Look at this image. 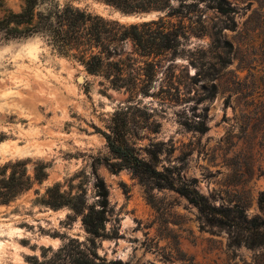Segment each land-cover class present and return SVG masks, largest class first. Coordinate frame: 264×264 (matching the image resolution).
I'll return each instance as SVG.
<instances>
[{
	"label": "rangeland",
	"instance_id": "374dc122",
	"mask_svg": "<svg viewBox=\"0 0 264 264\" xmlns=\"http://www.w3.org/2000/svg\"><path fill=\"white\" fill-rule=\"evenodd\" d=\"M1 1L0 17L23 5ZM56 1L139 21L121 18L103 0ZM198 3L208 22L205 36L184 42L197 66L177 58L166 70L180 82L177 101L169 100L177 92L165 74L155 78L153 95L129 102L128 93L110 88L102 75L53 51L45 36L0 32V172L24 167L32 180L0 203V264H264V247L234 244V233L243 231L205 224L185 196L118 168L105 140L113 122L124 120L135 153L143 159L158 154L156 168L170 169L175 184L216 206L243 205L248 218L264 217L258 204L264 191V0H223L219 11L209 8L212 0ZM148 13L147 19L163 15ZM187 72L198 74L191 79ZM199 123L208 127L204 133L194 130ZM42 166L44 177L34 179ZM101 180L108 205L102 236L94 238L82 215L100 207ZM59 201L65 204L49 205Z\"/></svg>",
	"mask_w": 264,
	"mask_h": 264
},
{
	"label": "trees",
	"instance_id": "16d2710c",
	"mask_svg": "<svg viewBox=\"0 0 264 264\" xmlns=\"http://www.w3.org/2000/svg\"><path fill=\"white\" fill-rule=\"evenodd\" d=\"M20 10H5L0 17V32L5 38L28 37L35 34L45 36L47 44L60 55L71 57L80 62L85 69L96 75H102L108 86L115 90L128 93L127 101L141 103L137 97L150 96L151 86L158 74H165L167 84L175 89L177 94L170 101L180 98V82L170 77L168 67L177 58L187 59L188 64L196 67L189 55L190 50L184 48V42L191 36L202 38L205 36L208 22L204 12L199 7V1L177 0L173 5L171 0H103L125 14H137L150 11L162 12L157 18L131 23H124L118 19H108L97 14L73 6L69 2L64 4L56 0H22ZM208 5L214 10L223 9V0H212ZM2 1L0 0V6ZM219 11V10H218ZM223 11V10H220ZM176 18L177 21H172ZM130 45L127 50L126 46ZM197 52H204L199 47ZM164 62H169L167 65ZM173 66V65H172ZM198 72L187 78H194ZM126 121L113 122L111 129L105 133V140L110 152L119 159L118 168L127 167L142 180H155L159 188H168L185 196L193 204L202 219L210 226L228 225L234 232V244L245 243L250 248L264 247V217L248 218L243 205L234 204L233 207H220L212 204L206 196L186 185L175 184L173 173L156 168L158 154L148 152L149 159L139 157L127 138ZM208 129L202 123L194 130L204 133ZM15 164L22 165L21 161ZM7 168V167H6ZM45 166L36 169L34 179L42 180ZM32 180L26 170L12 169L0 172V203L9 202L21 192L31 186ZM102 197L98 204L88 207L82 215L84 227L92 237L102 236L106 208L108 205V191L104 182H100ZM64 201L55 202L52 207L64 205ZM258 204L264 212V191L258 195ZM77 211L75 208H72ZM95 214L96 220L91 219ZM76 264H98L91 259L77 260ZM153 264V263H148Z\"/></svg>",
	"mask_w": 264,
	"mask_h": 264
},
{
	"label": "water",
	"instance_id": "95a60500",
	"mask_svg": "<svg viewBox=\"0 0 264 264\" xmlns=\"http://www.w3.org/2000/svg\"><path fill=\"white\" fill-rule=\"evenodd\" d=\"M150 15L148 12H143V13H137V14H125L123 12H120L121 18H126V17H133L135 19H139V21H144L147 20V17ZM79 80H82L80 77Z\"/></svg>",
	"mask_w": 264,
	"mask_h": 264
}]
</instances>
